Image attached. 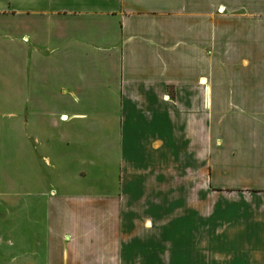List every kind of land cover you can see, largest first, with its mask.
I'll use <instances>...</instances> for the list:
<instances>
[{"label":"crops","instance_id":"0c3cea01","mask_svg":"<svg viewBox=\"0 0 264 264\" xmlns=\"http://www.w3.org/2000/svg\"><path fill=\"white\" fill-rule=\"evenodd\" d=\"M0 264H264V0H0Z\"/></svg>","mask_w":264,"mask_h":264}]
</instances>
